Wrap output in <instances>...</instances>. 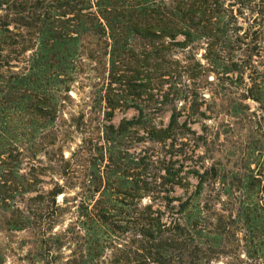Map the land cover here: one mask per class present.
I'll return each instance as SVG.
<instances>
[{
	"label": "trees",
	"instance_id": "obj_1",
	"mask_svg": "<svg viewBox=\"0 0 264 264\" xmlns=\"http://www.w3.org/2000/svg\"><path fill=\"white\" fill-rule=\"evenodd\" d=\"M4 11L0 231H9V240L15 233L31 232L38 245L33 259L35 255L44 264H82L84 259L89 264H213L210 249L197 239L201 223H207L199 206L204 174L194 171L198 183L189 192L187 178L178 171L170 173L172 185H184L187 191L180 197L151 198V204L144 205L145 195L139 192H149L150 183L134 181L129 172L119 191L112 193L109 183L93 181L84 185L81 196L64 195L58 201L59 189L45 193L39 188L44 182L36 159L37 139L45 134L49 144L56 143L59 114L73 101L70 85L80 69L92 62L102 65L106 56L112 66L109 94L104 95L107 107L134 108L138 113L121 123L120 134L140 127L151 142L166 144L178 130L189 127L186 121L178 129L174 110L168 125L156 127L154 121L163 106L173 105L180 96L187 101L200 95L179 91L175 99L165 92L168 79L201 74L197 62L181 66L174 48L204 50L219 86L247 79L254 86L249 96L257 98L254 89L260 87L264 63V0H0ZM6 48L9 57L2 54ZM18 135L25 139V151L33 152L26 173L21 167L27 157L14 144ZM161 200L167 202L164 210L155 208ZM246 220L253 239L264 238V208L252 202ZM66 222L69 228L58 232L56 227ZM216 231L223 232V226ZM252 242L246 245L249 256L255 257V264H264V241ZM68 243L85 244L87 250L63 261L62 248Z\"/></svg>",
	"mask_w": 264,
	"mask_h": 264
},
{
	"label": "rangeland",
	"instance_id": "obj_2",
	"mask_svg": "<svg viewBox=\"0 0 264 264\" xmlns=\"http://www.w3.org/2000/svg\"><path fill=\"white\" fill-rule=\"evenodd\" d=\"M0 15L4 16L6 12H0ZM2 54L9 57L8 48ZM173 54L183 67H194L196 62L199 63L201 74L192 79L184 74L182 78L168 79L165 92L175 99L179 91L200 95L198 98L189 96L187 101L180 96L173 105L163 106L164 111L155 115L154 121L156 127L168 125L174 110L179 116L178 129L186 121L189 127L178 130L166 144L151 142L140 127L120 134L121 123L132 120L138 113L134 108L107 107L104 95L109 94L112 66L110 57L106 56L104 64L92 62L80 69L70 85L69 95L73 101H69L68 108L59 114L56 143L49 144L44 139L45 134L39 136L43 139H37L36 159L41 162L40 179L44 182L39 188L45 193L59 189L58 201H62L64 195L81 196L93 181L99 185L109 183L113 193L119 191L129 172L134 181L150 183L149 192L139 191L145 195V205L151 204V198L183 195L184 185H172L170 173L179 172L187 178L188 191H194L198 183L194 173L197 170L204 174L199 206L210 224L201 223L197 239L210 249L213 264H255V257L249 256L246 245L259 239L264 241V238L253 239L246 211L252 202L264 208V63L260 68L263 71L258 80L260 87L254 89L258 96L254 98L248 93L254 86L247 79L224 81L223 87L219 86L204 50L190 53L174 48ZM113 88L119 86L113 84ZM189 113L193 114L192 119H188ZM110 125L115 129L109 131ZM186 129H191L194 134ZM15 142V147L18 146L27 157L21 167L22 173H26L33 152L25 151L27 145L20 135ZM166 205L167 202L161 200L155 208L164 210ZM165 220L170 222L169 217ZM68 224L59 225L56 230L63 232L69 228ZM219 225L223 226L220 234L216 233ZM81 231L84 233L83 229ZM15 235L9 240V231H0V264H44L35 255L33 259L38 245L33 243L31 232ZM9 250L12 251L10 254ZM86 250L85 244L80 247V244L68 243L62 248L63 261ZM82 264H89L88 259Z\"/></svg>",
	"mask_w": 264,
	"mask_h": 264
}]
</instances>
